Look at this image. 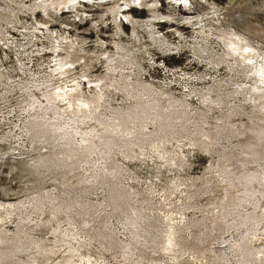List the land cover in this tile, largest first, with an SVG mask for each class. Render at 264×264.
Wrapping results in <instances>:
<instances>
[{
    "label": "rangeland",
    "instance_id": "rangeland-1",
    "mask_svg": "<svg viewBox=\"0 0 264 264\" xmlns=\"http://www.w3.org/2000/svg\"><path fill=\"white\" fill-rule=\"evenodd\" d=\"M56 1L57 20L35 10L36 0H0V264H244L242 244L262 251L264 200L253 208L239 180L257 170L253 193L264 195V156H257L264 155V98L253 90L247 63L237 65L241 59L216 39L210 11L223 10L233 22L244 14L237 29L264 43V0H190L192 10L171 0L125 6L123 13L142 21L155 13L203 19L204 30L156 20L168 42L162 50L147 30L134 35L124 18L117 23L113 1H83L77 9L84 20L71 28L60 22L75 11ZM117 44L141 54L110 73L104 58L117 54ZM106 77L104 93L98 80ZM141 78L155 87L161 107L177 113L172 127L106 132L139 107ZM77 83L99 108L77 111L76 96L59 97ZM143 129L155 135L137 145ZM249 212L253 236L244 225Z\"/></svg>",
    "mask_w": 264,
    "mask_h": 264
},
{
    "label": "bare ground",
    "instance_id": "bare-ground-1",
    "mask_svg": "<svg viewBox=\"0 0 264 264\" xmlns=\"http://www.w3.org/2000/svg\"><path fill=\"white\" fill-rule=\"evenodd\" d=\"M21 1V0H20ZM56 0H36L35 3L33 4H37L35 5L34 7L35 10H41L44 14L48 15V17H50V14H53V17L56 15V20H57V16H58V13H56V11L59 9H55L53 7L54 3H55ZM61 1H64L65 2V6H67V9H68V12H71V11H75V16H72L70 18H67V20L65 22H60L62 23L63 25H66V27H70L71 25H74L75 21L77 19L79 20H84V15L80 14L79 11H78V7H80V3H82L83 1L84 2H88V3H92L93 0H61ZM106 1H113L114 4L113 6L110 8V13L112 16L115 17L116 19V22L118 23L119 21L121 22V20H123V18L125 19V21L130 24L133 28V33L135 35L137 29H141V30H147L151 36L153 37V43L155 45V47L161 49L163 46H167L168 45V42L159 35V33L156 31L157 28L155 27V24L158 23L160 20L164 21V22H170V23H185V24H189L190 26H193V27H197L199 26L200 29H203L206 28L207 29V26L206 24H203L202 21L203 19L201 20L200 17L198 18H194V17H185V16H180V15H168V16H164L162 14H158L154 15V17L151 19H147L146 21H142V20H137L136 18H134L132 15H130V11L128 14L126 13H123L125 11V6L126 7H129L128 5L129 4H132L131 8L133 7H137V6H143V0H105ZM13 2V1H12ZM19 2V1H18ZM59 2V5L61 6L60 4V1ZM104 2V1H103ZM102 2V3H103ZM171 2L175 3L176 5H178L179 7L180 6H184L186 9L189 8L190 10H192V6H191V1L190 0H171ZM57 3V1H56ZM20 4V3H18ZM67 4V5H66ZM15 5V4H14ZM111 6V5H110ZM23 7V6H22ZM156 5H152V9L151 10H155L156 9ZM27 8V7H26ZM142 10V8H141ZM34 13H37V12H34ZM226 13L222 10V11H216V10H213V11H210V16L213 18V20L215 21L214 23H217V26H219L220 30H219V35L218 37L216 38L220 43L222 42L223 45L225 46V48L229 51L228 52V56L230 57H239L241 59V64L237 61L236 64L237 65H244V63H247V65L245 64L244 66L247 67V69L249 70V73L250 74V79L253 80V82L256 84L255 85V88H253L254 92L255 93H259L258 95H262V98H264V43L261 42L259 39L255 38V36H248L246 33H244L243 31H239L237 29V24H236V20L237 22H241V24H243V22L245 21V18H244V14H241V13H235V16H234V22L233 21H230L229 18H226ZM225 17V18H224ZM59 18V17H58ZM48 19V18H47ZM160 19L159 21H156ZM223 19H225V23L222 21ZM233 20V18H232ZM122 23V22H121ZM240 24V23H239ZM245 25V23H244ZM122 25H119L118 27H121ZM71 28V27H70ZM246 30V28H245ZM248 30V29H247ZM246 30V31H247ZM49 32V31H48ZM204 33V32H202ZM49 34V33H48ZM255 34V32H254ZM221 35V37H220ZM207 38V37H206ZM205 40V39H204ZM119 43V42H118ZM207 44V43H206ZM123 45V44H122ZM116 47L118 49L117 50V54L115 55H110V56H106L104 59L107 61V65H108V70L111 72H116L117 69L123 67V66H127L128 64L132 63V61H130V56L133 54L134 56H136V53H140L139 51H136V50H133V51H129L127 49H125L123 46L117 44ZM139 48V47H138ZM58 49V48H57ZM147 49V48H146ZM202 49V53L204 54V52H206L205 50H203V48H200ZM199 49V51H200ZM162 50V49H161ZM213 50V49H212ZM208 51V50H207ZM144 52V51H143ZM55 53H59L58 51H56ZM141 54V53H140ZM201 54V55H203ZM138 55V54H137ZM245 55V56H244ZM133 56V57H134ZM57 58H59V55H57ZM70 58V57H69ZM135 58V57H134ZM223 58V57H222ZM130 59V60H129ZM67 60V59H66ZM135 60V59H134ZM64 59H58L57 62H59V66H66L69 64V62H64ZM136 61V60H135ZM138 62V61H137ZM139 63V62H138ZM154 63V62H153ZM229 63V62H228ZM73 62H70V65L73 66ZM82 64V63H81ZM155 64V63H154ZM132 64H130L131 66ZM89 68V67H88ZM59 69V68H58ZM124 69V67H123ZM122 69V70H123ZM233 69V68H232ZM120 70V69H119ZM171 71V70H170ZM53 72V71H52ZM109 73V74H110ZM121 76V75H120ZM2 77V76H1ZM85 81L90 85V86H93V83L92 81L89 79V76L88 75H84L83 76ZM135 77V76H134ZM141 77V75H140ZM129 77H127V80H128ZM107 79H109L108 77L106 78H101L100 80H98L99 82V86L101 88H107ZM133 79V78H132ZM145 79V78H144ZM126 80V79H125ZM132 81V80H131ZM124 82V81H122ZM128 82V81H127ZM133 82V81H132ZM135 82V81H134ZM150 82V81H149ZM216 82V81H215ZM45 83V82H44ZM129 83V82H128ZM156 83V81H155ZM131 84V83H130ZM136 86H138L139 88H141L142 90V95L143 97H141L140 99L142 100V102L140 101L139 103V107L135 108V111L132 112V111H128L126 113H124L122 110V114L119 116V118L117 119V121H112L108 127L106 128V132H109L110 130H113V127L117 128L118 127L120 129H118L120 132H121V135L123 133H130V128L129 125H136V124H140L142 125V127H147V126H150L151 124H154L155 127L158 126V133L161 132L162 130L165 131L164 129L167 130V128L169 129V127L171 128L172 127V122L175 121L176 119L174 118L175 116V111L174 110H169V109H166V108H163L160 106V101L157 100L155 101L156 99L152 96H154V93H156L155 91V87L151 84H148V82L146 80H143L142 78L141 79H137L136 81ZM154 84V83H153ZM216 84V83H215ZM119 85V84H118ZM96 86V85H95ZM135 86V84L133 85ZM135 86V87H136ZM156 86V85H155ZM123 87V86H122ZM125 87V86H124ZM132 87V86H131ZM136 87V88H138ZM187 87V86H186ZM98 88V87H97ZM96 88V89H97ZM109 88V87H108ZM130 89V85L129 87H127ZM138 88V89H139ZM190 88V87H189ZM196 88V87H195ZM65 89V88H64ZM81 86L77 83L76 84V88H74L73 90H60V94H59V97H64V101H65V97L71 95L72 97L73 96H76V98L73 100V101H76L77 102V106H76V109H78L77 111H80V109H89L90 107L93 108L96 104H99L97 103L96 101L98 100H95L94 98L93 99H88V98H85L84 95L82 94L81 92ZM105 89H104V93H105ZM110 89V88H109ZM125 89V88H124ZM133 89V87H132ZM157 89V88H156ZM209 89V88H208ZM136 90V89H135ZM161 90V89H160ZM102 91V90H101ZM125 91V90H124ZM127 91V89H126ZM129 91V90H128ZM154 91V93H153ZM159 91V90H157ZM205 91V90H204ZM49 92V91H48ZM115 92V91H114ZM131 92V91H130ZM133 92V91H132ZM131 92V93H132ZM138 92V91H137ZM140 92V91H139ZM58 93V92H57ZM116 93V92H115ZM127 93V92H126ZM129 93V92H128ZM141 93V92H140ZM139 93V94H140ZM158 93V92H157ZM161 93V96L162 95H168V91H165L163 89V91H160ZM160 93L159 96H160ZM195 93V92H194ZM47 94H50V93H47ZM130 94V93H129ZM135 94V93H133ZM153 94V95H152ZM104 96L103 93H101V96ZM132 95V94H131ZM199 95V93H198ZM46 97V95H44ZM49 96V95H48ZM53 96V95H52ZM98 96L100 97V93H98ZM136 96V95H135ZM156 96V95H155ZM169 96V95H168ZM44 97V98H45ZM97 97V96H96ZM99 97H97L96 99H98ZM105 97V96H104ZM124 97V96H123ZM129 97V95H128ZM133 97V96H132ZM138 97V96H137ZM151 97V99H150ZM101 98V97H100ZM103 98V97H102ZM101 98V99H102ZM136 98V97H135ZM134 98V99H135ZM157 98V97H156ZM50 99V98H48ZM54 99V98H53ZM84 99V100H83ZM133 99V100H134ZM137 99V98H136ZM139 99V100H140ZM161 99H163V97H161ZM166 99V97H165ZM255 99V98H254ZM59 100V98H58ZM69 100V98H68ZM138 100V99H137ZM174 98L171 97V101H173ZM178 100V99H177ZM57 101V100H56ZM170 101V102H171ZM176 101V100H175ZM185 101V100H184ZM255 101V100H254ZM55 102V101H54ZM58 102V101H57ZM162 102V101H161ZM164 102V101H163ZM180 102V101H179ZM177 102V103H179ZM191 102V101H190ZM213 102V101H212ZM221 102V101H220ZM219 102V103H220ZM56 103V102H55ZM138 103V102H137ZM136 103V104H137ZM204 103H207V101H204ZM264 103V102H263ZM54 104V103H53ZM58 105V103H56ZM55 104V105H56ZM71 104V103H70ZM129 104V103H128ZM131 104V103H130ZM175 104V103H174ZM104 105V104H103ZM138 105V104H137ZM208 105V104H207ZM97 106V105H96ZM169 106V105H168ZM167 106V108H168ZM171 106V104H170ZM169 106V107H170ZM176 106V105H175ZM175 106H171L173 108H170V109H175L174 107ZM262 106V105H261ZM52 107V106H51ZM60 107V106H59ZM99 108V106H97ZM97 107H94V108H97ZM132 109L134 107L131 106ZM130 107V108H131ZM179 107V105H178ZM176 106V108H178ZM183 107V105H182ZM215 107V106H214ZM180 108V107H179ZM190 108V107H188ZM56 109V107H55ZM131 109V110H132ZM217 109V108H216ZM32 110V108H31ZM95 110V109H94ZM99 110V109H98ZM117 110V109H116ZM125 110V109H124ZM177 110V109H176ZM103 111V110H102ZM57 112V111H56ZM91 110H87L86 115H92L90 114ZM116 112V111H115ZM59 113V112H58ZM102 113V112H101ZM121 113V112H120ZM179 113V112H178ZM177 114V113H176ZM180 114V113H179ZM186 115V114H185ZM101 116V115H100ZM118 117V116H117ZM187 117V116H186ZM196 117V116H195ZM93 118V117H92ZM110 118V117H109ZM179 118V117H178ZM204 118V117H203ZM100 119V118H99ZM101 119H104L103 121H105V118H101ZM178 120V119H177ZM60 121V120H59ZM102 121V120H101ZM194 121V120H193ZM98 123V122H97ZM151 123V124H150ZM177 123V122H175ZM62 124V123H61ZM88 124V123H87ZM91 124V123H90ZM102 124H104V122H102ZM101 124V125H102ZM150 124V125H149ZM79 125V124H78ZM105 125V124H104ZM103 125V126H104ZM85 126V125H84ZM107 126V124H106ZM212 126V125H211ZM102 127V126H101ZM136 127H138L136 125ZM140 127V126H139ZM138 127V128H139ZM187 127V126H186ZM76 128V127H75ZM133 128V126H132ZM141 128V127H140ZM78 129V128H77ZM136 129V128H135ZM139 130V129H138ZM136 130V131H138ZM171 130V129H170ZM177 130V129H176ZM179 130V129H178ZM68 131V130H67ZM72 131V130H71ZM114 131V130H113ZM135 131V133H136ZM66 132V131H65ZM112 132V131H111ZM139 132V131H138ZM156 132V131H155ZM174 132V131H173ZM49 133V132H48ZM67 133V132H66ZM114 133V132H113ZM132 133V132H131ZM134 133V132H133ZM132 133V134H133ZM134 133V134H135ZM149 132H145V129L141 130V132L138 134V136L135 137V140L138 141L137 145H143L147 140H146V137L150 138L152 136L155 135H150L148 134ZM82 134V133H81ZM86 134V133H85ZM101 134V133H100ZM133 134V135H134ZM152 134V133H151ZM177 134V133H176ZM71 135V134H70ZM75 135V134H74ZM104 135V134H103ZM159 135V134H158ZM163 135V134H162ZM161 135V136H162ZM50 136V135H49ZM76 136V135H75ZM65 137V136H64ZM67 137V135H66ZM103 137V136H102ZM112 137V136H111ZM118 137V136H117ZM145 137V138H144ZM157 137V136H156ZM193 137V136H192ZM131 138V137H130ZM129 138V139H130ZM133 138V137H132ZM147 138V139H148ZM165 138H167L165 136ZM259 142L260 144H258V146H260L263 142H264V133H262L261 135H259ZM164 139V138H162ZM181 139V138H180ZM105 140V139H104ZM112 140V139H110ZM135 140L133 139V141L135 142ZM154 140V139H153ZM166 140V139H165ZM171 140V139H170ZM123 141V140H122ZM125 141V139H124ZM107 142V141H106ZM113 142V141H112ZM127 142V141H126ZM130 142L131 139H130ZM153 142V141H152ZM155 142V140H154ZM120 143V142H119ZM194 143V142H193ZM63 144V143H62ZM104 144V143H103ZM108 145L111 146V142H108L106 143ZM125 144V143H123ZM154 144V143H153ZM107 145V146H108ZM117 145V144H116ZM131 145V143L129 144ZM67 146V145H66ZM115 146V145H114ZM133 147H137L135 145H132ZM131 146V148H132ZM257 146V147H258ZM109 148V146H108ZM112 148V146H111ZM110 148V150H111ZM158 148V147H157ZM235 148L237 149H240L241 148V144L239 143L237 146H235ZM261 148H264V146H262ZM91 151V150H90ZM218 151V149H217ZM238 152V151H237ZM108 153V152H107ZM106 153V154H107ZM110 153V151H109ZM123 154V153H122ZM243 156H246L244 159L245 160H249L250 157H251V153L250 152H243L241 151V153ZM174 156V155H173ZM257 156L260 158V160H263V157L264 155H260L259 153L257 154ZM256 155H253L254 158L257 157ZM40 161V160H39ZM257 160H250V162H256ZM37 163V162H36ZM42 163V162H41ZM180 164V163H179ZM248 171H251L250 173L246 174L243 178H241L239 181V184L240 186L242 187V190L244 191V194H245V197H246V201H251L252 203V206H254L253 208H256V204L257 202L261 201V200H264V195L263 193L260 195V192L254 196V193H253V188H252V185L255 183V181L258 179H260V176L258 175L257 173V170L255 169H252V170H248ZM264 171V170H263ZM262 182H264V173H263V179H262ZM118 196V195H117ZM248 197V198H247ZM121 198V197H120ZM250 199V200H249ZM236 207V206H235ZM254 211V210H253ZM246 221H244V225H247L249 227V225H252L253 224V221L250 220V222L252 223H248V219H253L254 218V215L253 214H250V212L248 213V215L246 217H244ZM248 223V224H247ZM240 224V222H239ZM262 224V223H261ZM240 226V225H238ZM253 226L252 225V228L250 230V233L252 236L254 234L253 232ZM243 228V226H242ZM264 228V227H263ZM236 229V228H235ZM250 229V228H249ZM248 229V230H249ZM264 232V231H263ZM256 235V233H255ZM261 236V235H260ZM248 238V237H247ZM245 245H241V247H243V252H242V255L244 256V264H264V249L261 250H256L254 247H252L249 244H246V242L244 243ZM262 248V247H261ZM242 251V250H241Z\"/></svg>",
    "mask_w": 264,
    "mask_h": 264
}]
</instances>
